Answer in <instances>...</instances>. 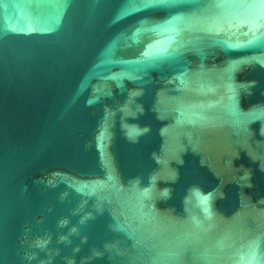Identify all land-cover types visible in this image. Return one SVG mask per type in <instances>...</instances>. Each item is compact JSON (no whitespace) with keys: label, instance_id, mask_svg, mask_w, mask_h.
I'll list each match as a JSON object with an SVG mask.
<instances>
[{"label":"water","instance_id":"95a60500","mask_svg":"<svg viewBox=\"0 0 264 264\" xmlns=\"http://www.w3.org/2000/svg\"><path fill=\"white\" fill-rule=\"evenodd\" d=\"M0 264H264V0H0Z\"/></svg>","mask_w":264,"mask_h":264},{"label":"snow or ice","instance_id":"6c2138e0","mask_svg":"<svg viewBox=\"0 0 264 264\" xmlns=\"http://www.w3.org/2000/svg\"><path fill=\"white\" fill-rule=\"evenodd\" d=\"M145 2H150V0H145Z\"/></svg>","mask_w":264,"mask_h":264}]
</instances>
